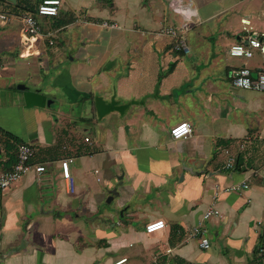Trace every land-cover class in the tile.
Listing matches in <instances>:
<instances>
[{"label": "crops", "instance_id": "0c3cea01", "mask_svg": "<svg viewBox=\"0 0 264 264\" xmlns=\"http://www.w3.org/2000/svg\"><path fill=\"white\" fill-rule=\"evenodd\" d=\"M38 1L0 0V14L34 13ZM182 3L185 54L160 33L183 23L168 0H63L55 17L38 18L35 41L17 20L0 21V90L19 78L34 88L0 103V136L32 146L31 164L45 167L0 191V264H264V92L230 78L264 69V54H228L244 37L241 19L264 31L263 0ZM50 92L73 108L55 121ZM181 122L192 134L172 139ZM211 206L218 215L201 221ZM154 220L165 228L146 233ZM199 222L206 249L190 237Z\"/></svg>", "mask_w": 264, "mask_h": 264}, {"label": "built area", "instance_id": "2783aa9c", "mask_svg": "<svg viewBox=\"0 0 264 264\" xmlns=\"http://www.w3.org/2000/svg\"><path fill=\"white\" fill-rule=\"evenodd\" d=\"M183 0H168L169 9L182 16L183 23L179 26L166 27L160 30L161 34L169 35L175 39L174 49L183 54L189 52V47L187 44V34L191 30V13L189 10L184 8ZM63 0H39L35 8L34 13H23V14H13L10 12L0 14V21L8 23L10 21L17 20L20 23L21 30L27 40L32 39L35 41L36 37L39 35L40 27L38 24V18L40 17H55L62 5ZM263 11H264V0H263ZM242 24V31L244 32V37H242L236 44L232 45L228 49V54L235 57L250 58L253 56V50L257 49L261 54H264V31L256 32L251 27H249V21L246 19L240 20ZM105 25V24H104ZM25 42H27L25 40ZM231 84L236 88L241 89H251L258 92H264V69L252 75L251 71L242 67L236 72L231 73ZM192 134V129L189 123L181 122L177 123L170 129V136L172 139H186ZM84 141L89 143V139L85 138ZM264 145V140H263ZM16 162L9 169L0 173V191H4L21 179L26 173L35 170L36 173H42L45 171L43 165H32L30 160L34 156V149L27 143H21L17 147L16 152ZM72 159H65L60 161V171L64 180L68 183L70 181V164ZM228 169H233V161L229 160L226 164ZM246 184L234 185L224 189L226 192L239 191L242 188H246ZM218 211L213 207H209L203 213L202 220L205 221L212 216H217ZM166 226L163 220H154L147 223L144 227L145 232L155 233L164 229ZM202 223L199 222L191 231L190 237H198L200 241L201 248H208V239L202 235ZM261 244L257 248V254L264 258V223H263V233L261 237ZM126 258H121L115 261L113 264H123Z\"/></svg>", "mask_w": 264, "mask_h": 264}, {"label": "rangeland", "instance_id": "374dc122", "mask_svg": "<svg viewBox=\"0 0 264 264\" xmlns=\"http://www.w3.org/2000/svg\"><path fill=\"white\" fill-rule=\"evenodd\" d=\"M51 37L54 39V40H56V35L54 34V33H52V35H51ZM2 49V50H1ZM22 52V51H21ZM21 52L19 53L20 55H21ZM0 57H2V58H4V59H6L7 58V56L5 55V49L4 48H0ZM31 68H33V65H31ZM30 68V69H31ZM35 70V69H34ZM31 72H33V70H31ZM50 74H51V72H49ZM48 72L47 73H45V74H43V75H48L49 74ZM41 78H43L44 80H45V78L43 77V76H40ZM19 78V77H18ZM46 79H48V77H46ZM15 81H16V83H15V85L13 86V88L12 89H7V90H0V103H9V100L10 99H12L11 97L15 94V93H19V92H17L18 91V89H17V87L18 86H21V85H23V86H27V87H29L31 90H33L34 88H33V85H32V81H30L29 80V78H19V80L18 79H15ZM46 83V82H45ZM29 88H28V90H29ZM27 90V91H28ZM43 91V90H42ZM25 92V91H24ZM60 96L62 97V100H60V102H59V100H56V101H54V99L53 98H55L56 97V93H54V92H50V93H48V95H47V98H46V101H45V103H44V105H45V107H46V113H47V115L49 114V113H51L52 115L56 112V110H58V109H61L62 111H69L70 109H73V108H69V107H71V105H69V107H68V104H66L65 102H62V101H65L67 98L65 97V96H63L62 94H60ZM28 98V97H27ZM57 98H60L59 96L57 97ZM31 100L33 101V100H35L34 98H31ZM51 100H52V104H48V103H50L51 102ZM90 101L91 100H93V97H90V99H89ZM49 106V107H48ZM80 106V105H79ZM81 107V106H80ZM75 108H76V110H78L77 109V105L75 106ZM104 108L105 107H102V109L104 110ZM79 111V110H78ZM101 111V110H100ZM81 113V112H80ZM83 113H81V115H82ZM51 115V117H52V121H55L54 120V115L52 116ZM79 115V114H78ZM29 138V137H28ZM0 150H3V152H2V156H5L6 155V152H4L5 151V147H4V142L2 141V137L0 136ZM15 184V183H14Z\"/></svg>", "mask_w": 264, "mask_h": 264}, {"label": "trees", "instance_id": "16d2710c", "mask_svg": "<svg viewBox=\"0 0 264 264\" xmlns=\"http://www.w3.org/2000/svg\"><path fill=\"white\" fill-rule=\"evenodd\" d=\"M5 137L7 140H6V143L4 144V147H5L6 156L8 158V160L5 162V164L7 165V168L10 169L16 162L17 147H18V145H20L22 143V141L20 139H18L17 137H14L8 133ZM34 156L31 158L30 162H33Z\"/></svg>", "mask_w": 264, "mask_h": 264}]
</instances>
